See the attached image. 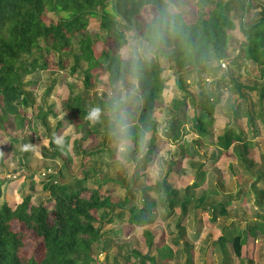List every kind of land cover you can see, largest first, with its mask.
I'll return each instance as SVG.
<instances>
[{"label":"rangeland","instance_id":"1","mask_svg":"<svg viewBox=\"0 0 264 264\" xmlns=\"http://www.w3.org/2000/svg\"><path fill=\"white\" fill-rule=\"evenodd\" d=\"M170 1L188 20L196 16L195 0ZM237 1L241 0L220 1V11L234 19L235 29L229 31L231 40L228 43L232 55L236 53L238 43L245 40L238 26L240 20L235 18ZM107 8L110 9V5ZM144 9L147 13L154 10L149 6ZM48 16L56 20L54 14L49 13ZM243 16V23L247 26L264 17V0H249ZM99 24L100 17L97 16L91 17L87 26L90 35L97 39L95 46L98 51L103 45L112 44L107 31L100 29ZM126 37L128 43L123 53L133 42L141 45L140 36L134 29ZM79 39L77 34L70 49L63 53L62 57L67 59L63 69L56 66L59 55L46 49H35L32 55L22 57L26 61L35 57L39 64L47 61L48 67H38L24 76L25 81L35 82L34 86L29 85L34 104L21 107L26 113L24 127L13 129L5 124V128L0 129V205L3 202L16 205L29 195L33 203L43 202L50 209L52 201L44 187L50 181L66 184L70 189L79 185L101 187L119 202L129 194L135 203L141 204L144 197L149 196L155 203L150 229L156 234V240L173 253L167 264H264V232L258 235L253 258L250 255L240 259L233 254L230 242L219 244L216 241L226 225L243 229L250 222H256L253 220L264 222V209L258 205L264 202V194L262 199L258 198L260 192L264 193V77L256 78L250 72L247 61L234 65L229 59H224L223 67L217 60L207 63V69L215 70V78L207 75L204 89L219 95L221 100L214 109L207 138L199 139L193 133L186 134L190 154L182 155V145L163 140L164 129L176 112L175 100L181 102L178 112L186 110L188 115L193 114L194 106L200 107L197 102L201 99L199 91L202 83L196 74L190 78L189 84L184 82L185 87L180 88L175 70H165L162 73L165 85L161 102L154 112L156 130L146 135L139 150H133L129 141L130 147L121 160L115 138H112L113 131L108 129V125L114 123L116 99L127 97L126 105L135 109L142 103L141 92L136 80L133 84L130 77L109 85L107 75L101 70L92 71L91 81L86 86L83 81L85 62L79 63L74 74L70 72L74 54L79 50ZM44 46H48L46 41H42L40 47ZM224 73L247 85L243 89L246 100L241 103L240 116H236L232 109L237 94L228 92V82H218ZM259 86L260 90L257 89ZM74 96H79L80 104L86 111V116L79 118L78 128L69 123L63 109V101ZM93 108L100 109L98 119L101 126L89 134L96 122L89 119ZM39 109L49 112L45 122L38 115ZM58 122L61 124L58 125ZM228 127L250 139L251 153L246 152L241 143H234L226 152L219 150L217 138ZM151 141L153 149H158L156 157H152L150 162L153 165L147 167L145 163L139 164V160L147 152ZM156 181L165 182L167 192H171L174 199L189 198L184 216L179 205L173 209L170 207L164 190L158 192L154 188ZM194 184L197 186L192 187ZM223 200L230 201L228 214L217 217L216 208ZM126 207L114 209L102 221L101 243L93 253L91 264H147L139 255L133 256L129 263L125 258L129 251L157 253L143 245L142 228L128 222ZM106 212V209L101 211L102 214ZM96 215L98 217L100 213ZM110 217L112 223L107 222ZM29 238L36 240L32 234ZM32 243L28 244L27 250L36 253L37 247L34 248Z\"/></svg>","mask_w":264,"mask_h":264},{"label":"trees","instance_id":"2","mask_svg":"<svg viewBox=\"0 0 264 264\" xmlns=\"http://www.w3.org/2000/svg\"><path fill=\"white\" fill-rule=\"evenodd\" d=\"M220 1L195 0L196 16L188 20L170 0H0V129H4L5 124L13 129L24 127L26 113L21 107H30L35 101L29 89V85L34 86L35 82L25 81L24 76L38 67H48L47 61L39 64L35 57L28 61L22 60V57L32 55L35 49H46L59 55L56 66L63 69L67 59L62 55L70 49L73 38L79 34V50L74 54L70 72L74 74L79 63L85 62L87 66L83 81L86 86L94 70L105 73L109 85H113L126 77L131 78L135 64L142 103L140 107L132 109L126 105L127 102L120 103L121 98H118L119 108L114 107L113 111L116 114L120 109H126L131 124L129 141L133 150H139L146 135L156 130L154 112L161 102L165 85L162 73L174 69L180 88L185 87L184 82L189 84L190 78L197 74L202 83L199 91L201 99L197 102L200 107L194 106L193 114L188 115L186 110L178 112L181 102L175 100L176 112L170 117L163 134L165 142L183 146L182 155L190 154L186 134L193 133L199 139L207 138L214 109L221 100L219 95L204 89L208 81L206 76L215 78V70L207 69L206 64L222 59H229L234 65L247 61L250 72L256 78L264 77V17L250 26L245 25L243 11L247 10L249 0L242 2L243 11L237 18L245 40L238 43L236 53L232 55L228 43L231 40L229 31L235 29L234 19L220 11ZM145 6L154 10L147 13ZM49 13L54 14L56 20L49 19ZM97 16L100 17V29L106 30L112 40L111 45H103L99 51L95 46L97 39L87 31L89 19ZM132 29L140 36V46L148 45L152 49L151 59H145L143 54H139L135 62L124 57L122 50L128 43L126 36ZM161 30L162 38H154ZM42 41H46L48 46L40 47ZM220 81L228 82V92L237 94L232 109L236 116H240L241 103L246 100L243 89L247 85L239 83L227 73ZM63 109L69 123L78 128L79 118L86 116L79 96L64 100ZM38 112L45 122L49 112L40 109ZM100 126L101 121L97 119L88 133ZM114 128L115 124L110 122L108 129L114 131ZM248 141L243 133L228 127L218 136L216 143L222 152L228 151L234 143H241L246 152L251 153ZM157 149H153L152 141L148 143L147 152L142 154L139 164L145 163L147 167L153 165L150 162L152 157H156ZM164 183L156 181L154 188L158 192L164 190L170 207L173 209L179 205L184 216L189 198L174 199ZM196 186L194 184L192 187ZM44 187L52 201L50 209L43 202L33 203L29 195L16 205L7 202L0 205V264H91L93 253L101 243L102 221L114 209H124L125 205L128 222L142 228L143 245L157 251L155 255L129 251L126 261L129 263L135 255H139L147 264H167L172 259V250L156 240V234L150 229L154 221L155 203L149 196L137 204L129 194L123 201H114L111 194L102 191L101 187L79 185L70 189L66 184L55 181L48 182ZM263 194L260 192L258 198L262 199ZM229 204V200L221 201L219 208H216V216H226ZM258 205L264 209V202ZM105 209L107 212L102 214L101 211ZM97 213H100L98 217ZM107 222L112 223V218ZM263 232L262 222H250L243 229L226 225L218 243L230 242L233 254L242 259L250 256L258 233ZM31 234L36 240L29 238ZM30 243L37 247L36 253L27 250Z\"/></svg>","mask_w":264,"mask_h":264},{"label":"clouds","instance_id":"3","mask_svg":"<svg viewBox=\"0 0 264 264\" xmlns=\"http://www.w3.org/2000/svg\"><path fill=\"white\" fill-rule=\"evenodd\" d=\"M162 35L163 32L161 30L156 34L154 38L160 39L162 38ZM139 54H143L145 59H151L152 49L148 45H144L143 47H140L135 42H133V45L129 49H126L123 53L126 59L131 58L134 62L138 58ZM131 80L133 84H135V80H136L135 64H134V70ZM126 102H127V97H122L120 103H126ZM117 107L119 108V103L117 104ZM99 115H100V109L93 108L89 112V119L91 121H96L99 118ZM114 124H115V128L112 135L114 136L116 141L118 156L122 160L123 154H125L128 151V148L130 147L129 132H130L131 124L126 109H120V111L116 113V115L114 116Z\"/></svg>","mask_w":264,"mask_h":264},{"label":"crops","instance_id":"4","mask_svg":"<svg viewBox=\"0 0 264 264\" xmlns=\"http://www.w3.org/2000/svg\"><path fill=\"white\" fill-rule=\"evenodd\" d=\"M242 2H243V0H241V1H237V8L234 10V13L236 14V16H235V18L237 19V20H239V18H237V17H239L240 15H241V13H242ZM244 12V11H243ZM246 12V11H245ZM245 14V13H244ZM243 21H244V16H243ZM238 24V23H237ZM239 26V25H238ZM231 53V52H230ZM256 137V136H255ZM250 140V139H249ZM152 166V165H151ZM150 166V167H151ZM16 190V192H17V189H15ZM2 193V192H1ZM218 219V218H217ZM253 221H256V222H262V221H259V220H253ZM263 224H264V222H262ZM259 234H261V233H258V235ZM258 235H257V238H258ZM219 238V237H218ZM219 239H217L216 241H218ZM257 240V239H256ZM256 240H255V242H254V244H253V248H254V245L256 244ZM251 256H252V258H253V256H254V253H253V249H252V251H251V254H250Z\"/></svg>","mask_w":264,"mask_h":264},{"label":"built area","instance_id":"5","mask_svg":"<svg viewBox=\"0 0 264 264\" xmlns=\"http://www.w3.org/2000/svg\"><path fill=\"white\" fill-rule=\"evenodd\" d=\"M222 67L225 66L224 59L220 60Z\"/></svg>","mask_w":264,"mask_h":264}]
</instances>
